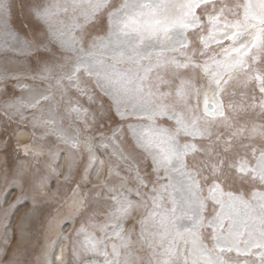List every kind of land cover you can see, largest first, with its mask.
I'll list each match as a JSON object with an SVG mask.
<instances>
[{
	"label": "snow or ice",
	"instance_id": "obj_1",
	"mask_svg": "<svg viewBox=\"0 0 264 264\" xmlns=\"http://www.w3.org/2000/svg\"><path fill=\"white\" fill-rule=\"evenodd\" d=\"M11 124L0 221L30 202L23 240L69 209L35 264H264V0H0ZM11 239L0 264H22Z\"/></svg>",
	"mask_w": 264,
	"mask_h": 264
},
{
	"label": "rangeland",
	"instance_id": "obj_2",
	"mask_svg": "<svg viewBox=\"0 0 264 264\" xmlns=\"http://www.w3.org/2000/svg\"><path fill=\"white\" fill-rule=\"evenodd\" d=\"M12 23L23 34L26 29H23L22 25L24 23L31 24V21L27 19L26 13L25 15H21L17 8ZM107 102L108 101L105 98V103ZM15 130H17V125L15 124L8 126L7 132L4 131L3 125H0V140H8L7 146L0 148V205H4L5 201H11L17 191L15 187L7 184V181L12 179V169L18 163L17 156L19 155L20 159H23L22 151L18 153L16 150L17 137L14 134ZM19 130L27 131L22 125L19 126ZM20 142L21 144L27 143L28 137L25 141ZM6 187L7 194L5 195ZM57 191H59L61 197L67 194L63 182L61 181L58 183L56 178H52L49 192L55 193ZM60 204V200H55L52 203L45 205L41 210L39 217L30 220L29 226L26 230V238L20 240V234L16 231V226L19 223L21 215L31 207L30 202H24L16 209L8 227H5L2 221H0V244H2L6 235L11 236L12 239L8 244V251L10 253L16 247L17 241L19 240L22 248L25 249L23 255L20 257L22 264H35L37 253L41 245L47 243L48 232L45 227L46 218L49 215L55 217L57 212L64 214L69 211L67 207H60ZM8 231H11V233H8Z\"/></svg>",
	"mask_w": 264,
	"mask_h": 264
},
{
	"label": "bare ground",
	"instance_id": "obj_3",
	"mask_svg": "<svg viewBox=\"0 0 264 264\" xmlns=\"http://www.w3.org/2000/svg\"><path fill=\"white\" fill-rule=\"evenodd\" d=\"M27 138V136H22V137H19L20 141H25ZM8 233H11V231H8ZM58 251V250H57Z\"/></svg>",
	"mask_w": 264,
	"mask_h": 264
}]
</instances>
